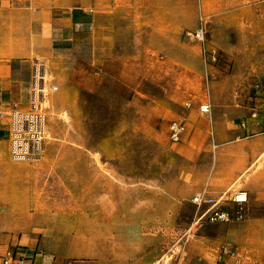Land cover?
Listing matches in <instances>:
<instances>
[{
	"label": "rangeland",
	"instance_id": "rangeland-1",
	"mask_svg": "<svg viewBox=\"0 0 264 264\" xmlns=\"http://www.w3.org/2000/svg\"><path fill=\"white\" fill-rule=\"evenodd\" d=\"M121 1L101 9L114 15L101 45L93 0H83L65 61L51 49L29 56L32 70L44 66L47 91L41 159L8 156L9 115L27 109L32 70L0 110V254L36 238H59L51 248L70 251L99 239L124 264H264V144L250 138L264 122L239 126L252 104L264 103V0ZM201 22L214 60L184 35ZM203 103L208 114L198 110ZM171 120L186 126L178 142L169 138ZM236 143L256 153L240 167L235 152L217 180L233 171L220 190H247L243 219L196 222L191 196L217 195L208 184L216 153Z\"/></svg>",
	"mask_w": 264,
	"mask_h": 264
},
{
	"label": "crops",
	"instance_id": "crops-1",
	"mask_svg": "<svg viewBox=\"0 0 264 264\" xmlns=\"http://www.w3.org/2000/svg\"><path fill=\"white\" fill-rule=\"evenodd\" d=\"M113 1L93 0V41L99 39L100 45L103 37L108 39L114 31V26L111 24L114 20L113 13H101L104 6H114ZM165 1L171 2V0ZM82 2L83 0H0V110L6 103L14 102L21 94L23 83L26 82L25 76L32 70L29 58L31 54L48 52L51 49L57 55H61L62 63L65 61V55L70 54L73 47L76 46L75 36L78 26L76 13L77 7ZM120 4L128 3L126 0H122ZM132 4L138 5L135 0ZM68 8L69 10H67ZM252 105L264 107V103ZM249 110L250 108H248V116L245 118L246 124L249 123V120L253 121L249 118ZM241 121L243 119L239 121V124ZM253 123L255 122L250 124L254 126ZM243 128L241 127L242 130ZM5 136L6 127L2 126L0 120V159L6 153ZM208 136L209 139L213 137L211 132ZM256 136L261 140L257 145H260V142L264 144V131H259L250 138ZM237 139L238 142L247 138L237 136ZM211 146L216 147V144L214 146L211 144ZM247 148L241 143H236V145L225 146L216 153L218 157L214 162L208 184H215L214 187L219 190L217 194L221 193L222 188L229 183L233 171L227 178L221 180H217V175L230 165L235 152L242 151L239 154L240 167L248 164L249 159L253 156L252 152L256 153V151ZM12 180L8 179L7 181ZM2 181L0 173V197H2L3 191ZM61 242L62 240L59 238H36L35 243L30 244L23 241L21 243L23 246L18 248L23 257L21 264H124V261L118 260L117 256L111 254L107 248H103L104 243L99 239H93V246L81 249V251L51 248L54 245H61Z\"/></svg>",
	"mask_w": 264,
	"mask_h": 264
},
{
	"label": "built area",
	"instance_id": "built-area-1",
	"mask_svg": "<svg viewBox=\"0 0 264 264\" xmlns=\"http://www.w3.org/2000/svg\"><path fill=\"white\" fill-rule=\"evenodd\" d=\"M189 41L201 43L203 53L212 60L216 59L218 52L213 47L205 46V29L201 22L195 29L184 32ZM44 66L35 62L32 70L29 103L26 110L13 109L9 115L8 156L13 161H36L41 159L44 152L47 131L46 114L43 101L47 95L44 91L45 77ZM55 90V87H51ZM264 101V91H263ZM198 110L208 114L210 107L207 103L200 104ZM249 118L255 123L264 122V107L251 105ZM245 127V121L239 124ZM186 131L185 123L171 120L168 125L169 138L178 142ZM214 146V144H213ZM191 202L197 208L196 222H237L243 219L245 204L248 201V192L245 189L233 191L225 190L217 195H212L206 189L194 193ZM22 255L18 247L6 248L0 254V264H21Z\"/></svg>",
	"mask_w": 264,
	"mask_h": 264
},
{
	"label": "bare ground",
	"instance_id": "bare-ground-1",
	"mask_svg": "<svg viewBox=\"0 0 264 264\" xmlns=\"http://www.w3.org/2000/svg\"><path fill=\"white\" fill-rule=\"evenodd\" d=\"M43 76H44V72H43ZM43 88H44V91H46V89H45V83H44V86H43ZM46 93H47V91H46Z\"/></svg>",
	"mask_w": 264,
	"mask_h": 264
}]
</instances>
